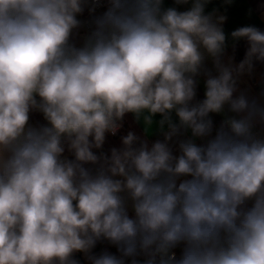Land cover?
Returning <instances> with one entry per match:
<instances>
[{
    "label": "clouds",
    "instance_id": "1",
    "mask_svg": "<svg viewBox=\"0 0 264 264\" xmlns=\"http://www.w3.org/2000/svg\"><path fill=\"white\" fill-rule=\"evenodd\" d=\"M208 3L0 0V264H264V89L238 86L264 31L234 64ZM128 114L145 136L105 152Z\"/></svg>",
    "mask_w": 264,
    "mask_h": 264
},
{
    "label": "crops",
    "instance_id": "2",
    "mask_svg": "<svg viewBox=\"0 0 264 264\" xmlns=\"http://www.w3.org/2000/svg\"><path fill=\"white\" fill-rule=\"evenodd\" d=\"M164 6H175L180 11L186 10L187 7H190V5L176 6L174 4V0H164ZM214 10L216 11L217 15H223L226 17V20L222 24L223 30L226 35V59L227 57H231L234 64H239L244 59L247 49V42L245 40L233 41L231 33L234 30L244 26H255L264 31V0H231L230 3H227L226 0H210V3H208L205 8V13H212ZM78 19L82 21L81 16L78 17ZM73 39L74 41L79 43L82 38L75 32L73 35ZM207 66L211 67L210 61L207 62ZM199 84L202 92L204 93L203 77L199 79ZM238 86L242 90H248L252 95H256L262 89H264V64L256 63L252 75H245L241 77ZM127 117L132 122L133 126L139 132H141L143 136H145L142 120L140 122H137L133 114H128ZM159 119V116L153 118V131L152 134L147 137H152L160 134L157 123ZM31 120L33 123L44 122L42 115L39 113H33L31 116ZM256 127L258 128V130L264 128V126L261 125H257ZM188 136H190V132L182 138H187ZM198 140L199 139L196 140V143L198 142ZM174 151L177 150L174 148ZM77 254L82 255V257L84 258L82 253Z\"/></svg>",
    "mask_w": 264,
    "mask_h": 264
},
{
    "label": "trees",
    "instance_id": "3",
    "mask_svg": "<svg viewBox=\"0 0 264 264\" xmlns=\"http://www.w3.org/2000/svg\"><path fill=\"white\" fill-rule=\"evenodd\" d=\"M197 98L198 99H203V92L201 90V87H200L199 83H198V88H197ZM126 119L133 126L132 122L129 120V118L126 115V117H125V119L123 121L124 128L122 130H120L115 136H107L106 137V143L104 145V151L105 152H107L108 149H109L108 148V143L111 142V141H114V140H119L120 136L124 133V131L126 129V123H125ZM222 119H223L222 116L213 114V120H214V123H215L216 127L219 126V124L222 121ZM253 132H254V134H256L258 136L259 133H258V128L257 127H255L253 129ZM214 135H215V130L213 132V136ZM147 138L149 139L150 142H152V141H155L157 139H161L162 140L163 136L161 134H158V135H155V136H152V137H147ZM209 138H211V137H209ZM209 138L199 139L197 143L198 144L203 143V142L206 141V139H209ZM181 247H178L177 249L174 250L176 252L177 256L180 255ZM104 250H107V251H109L111 253H114V254H118L117 251H116V248L114 246H112V245L107 244V242L97 244L96 248L93 249V252L96 253V254H99V253H101ZM75 258L80 261V264H88V262L80 254H76ZM138 259L142 260L143 257H138ZM126 264H130V260L127 261Z\"/></svg>",
    "mask_w": 264,
    "mask_h": 264
},
{
    "label": "rangeland",
    "instance_id": "4",
    "mask_svg": "<svg viewBox=\"0 0 264 264\" xmlns=\"http://www.w3.org/2000/svg\"><path fill=\"white\" fill-rule=\"evenodd\" d=\"M125 123H126V129H125V131H124V133L121 135V136H123V135H126L129 131H133V132H135L137 135H139V136H141V137H143L142 135H141V133L134 127V126H132L130 123H129V121H127V119L125 120ZM258 136L259 137H261V138H264V128H262L261 130H258ZM109 136V135H108ZM121 136H120V138H121ZM120 138H119V140H114V141H111V142H109L108 143V148L110 149L111 147H119L120 146ZM107 148V149H108ZM108 149V150H109ZM174 154H177L178 155V152L177 151H174Z\"/></svg>",
    "mask_w": 264,
    "mask_h": 264
},
{
    "label": "built area",
    "instance_id": "5",
    "mask_svg": "<svg viewBox=\"0 0 264 264\" xmlns=\"http://www.w3.org/2000/svg\"><path fill=\"white\" fill-rule=\"evenodd\" d=\"M104 10H106V9L105 8H98L96 11V14H99V13L103 12ZM81 19L83 22V26L76 32V34H78L82 38L89 31V27H90L89 22L91 20V17L89 15L87 9L85 10L84 14L81 16ZM123 128H124V124L120 130H122ZM109 136H112V135L109 134Z\"/></svg>",
    "mask_w": 264,
    "mask_h": 264
}]
</instances>
